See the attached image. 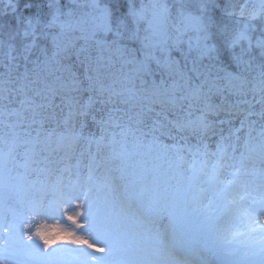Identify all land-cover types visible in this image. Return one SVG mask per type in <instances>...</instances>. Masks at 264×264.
I'll use <instances>...</instances> for the list:
<instances>
[{
    "label": "clouds",
    "instance_id": "9594fccd",
    "mask_svg": "<svg viewBox=\"0 0 264 264\" xmlns=\"http://www.w3.org/2000/svg\"><path fill=\"white\" fill-rule=\"evenodd\" d=\"M0 264H264V0H0Z\"/></svg>",
    "mask_w": 264,
    "mask_h": 264
}]
</instances>
